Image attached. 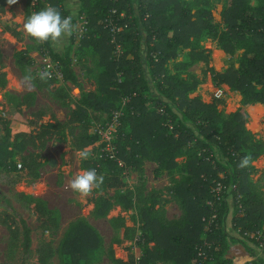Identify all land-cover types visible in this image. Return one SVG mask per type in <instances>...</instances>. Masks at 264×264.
Wrapping results in <instances>:
<instances>
[{
    "label": "trees",
    "instance_id": "obj_1",
    "mask_svg": "<svg viewBox=\"0 0 264 264\" xmlns=\"http://www.w3.org/2000/svg\"><path fill=\"white\" fill-rule=\"evenodd\" d=\"M44 1L56 7L62 17L67 15L60 0ZM79 1L86 12V32L79 39V47L90 46L100 68L95 74V91L82 93L75 100L65 122L33 123L35 130L26 131L10 129V122L3 119V183L20 182L21 172L31 180L38 179L42 165L39 151L51 140L64 142L67 130L73 150L91 147L90 158L82 160L81 165L104 176L101 187L94 190L112 191L109 196L98 195L92 200L95 217L105 216L112 206L131 208L130 198L140 196L143 190L140 181L145 161L155 164L154 176L161 170L168 176L162 190L147 191L136 199L143 203L137 239L140 255L129 253L125 259L116 258L109 245L106 256L110 264H264V205L248 177L253 162L264 153V142L254 139L245 128L247 114L242 109L254 103L264 106V0H225L217 16L208 7L209 0ZM108 16L114 32L106 24ZM10 32L18 38V32ZM206 38L215 40L225 54L241 50L235 67L229 61L221 71L211 70L214 84H223L240 97V107L226 114L217 109V100L205 103L198 96H189L202 79L182 76V71L195 62L207 65L208 54L200 46ZM41 45L58 65L61 80L76 84L68 48L58 54L51 50L49 41ZM117 48L121 52L113 57ZM179 48L188 49L186 60L172 63L171 72L168 64ZM5 82V74L0 71V88ZM32 98L31 93L25 94L21 105L31 106ZM87 110L95 115L104 113L106 119L112 111L120 110L111 141L114 159L98 155L93 145L98 137L89 131ZM95 115L94 121H100ZM34 116L40 118L39 114ZM245 155H250L251 162L240 168L237 165ZM128 169L137 172L140 186L120 190L121 172ZM216 183L223 188L212 207L206 201H212ZM163 193L177 202V218L166 219L163 209L154 208L165 201L159 197ZM15 197L22 207L36 214L43 229H57V210L29 194L18 192ZM0 203L5 209L0 212V225L13 245L29 252L25 222L13 217L7 197L0 195ZM109 221L116 229L124 226L120 216ZM119 242L115 239L112 243ZM101 246L97 231L78 218L67 224L55 248L41 242L35 249V260L37 264H50L56 256L58 264H86L89 253ZM238 247L241 253H232Z\"/></svg>",
    "mask_w": 264,
    "mask_h": 264
},
{
    "label": "rangeland",
    "instance_id": "obj_2",
    "mask_svg": "<svg viewBox=\"0 0 264 264\" xmlns=\"http://www.w3.org/2000/svg\"><path fill=\"white\" fill-rule=\"evenodd\" d=\"M182 1L190 3L192 0ZM0 2H3L2 11H0V71L5 74L6 80L4 87L0 88V136L2 135L1 123L3 119L10 122V129H25L26 131L35 130L33 123L67 121L70 111L74 108L75 100L82 93L95 91V74L100 70L97 66L96 55L91 47H79L78 43L80 37L86 32L85 9L79 0H60V5L67 12L65 17L75 13L73 24L77 27L71 36L62 37L58 45H53L49 40L50 48L55 53L60 54L66 47L68 48L71 69L76 78V84L73 85L62 80L48 82L47 79H40L39 68L46 60L47 62L51 61H49L41 43L29 36L23 29V24L32 13L48 6L45 1L17 0V3L12 5H8L7 0H0ZM224 4L225 0H209L208 7L212 8L214 15L217 16ZM251 4L255 3L251 1ZM110 18V16L106 18V23ZM10 30L18 32V38L13 36ZM70 37L71 42H69ZM200 46L208 54L207 65L199 61L182 71V76L188 74L202 79L189 96H198L205 103L217 100L216 107L224 114L234 111L240 107L238 93L229 90L223 84H214L211 80V73L221 71L229 61H232L235 67L241 50L236 49L232 54H225L219 49L216 41L210 38L202 39ZM187 51V48L177 50L176 58L170 60L168 64L171 72L172 63L186 60ZM120 52V48L114 50L113 57H116ZM203 72L205 75L202 77ZM26 76L31 78L26 80ZM28 93L33 95L32 104L29 107H23L21 105L22 98ZM62 94H65L66 97L58 98ZM242 109L247 114L245 128L254 139L264 142V106L254 103L242 106ZM34 114H39L40 118H36ZM94 115L87 110L86 117L91 121L90 132L93 130L94 124H103L107 120L105 114L101 113L95 115L100 118V121H94ZM67 132L65 130L64 142L51 140L39 151V161L42 165L39 169L38 179L31 180L21 172L23 176L21 181L14 185H8L3 183L0 178V195L9 199L13 217L20 218L25 222L29 229L30 240L29 252L24 253L20 246L13 245V242L9 240L7 230L0 225V264H37L35 260L36 247L41 242H49L55 248L67 224L78 218L84 219L92 226L102 240V246L89 253L86 264H110L106 256L109 245L112 246V253L116 258L125 259L129 253L135 256L140 255L141 248L137 239L141 225L139 208L143 203L136 199L141 198L147 191L162 190L168 184L167 174L161 170L158 176H154L152 172L155 164L145 161L142 163L143 179L140 181L143 190L140 196L130 198L131 208L123 210L119 206H112L105 216L95 217L91 213L92 200L98 195L109 196L112 191L96 192L93 190L92 194L85 197L67 189L68 181L78 172L85 170L81 165L82 159L77 155L79 151L73 150L68 144ZM90 148L87 147V149ZM28 151L31 150L28 149ZM15 160H17L16 157ZM175 176L177 175L175 174ZM248 177L255 183L264 205V153L253 162V169ZM120 181L122 183L120 190L125 187L134 190L140 186V182L137 181V172L129 169L121 172ZM18 192L37 197L43 200L49 209L57 210L59 214L57 229L54 231L43 229L36 214L22 207L16 200L15 194ZM159 197L164 198L165 201L159 206L155 205L154 208L163 209V216L166 219L177 218L180 213L177 202L170 195L164 193L159 194ZM2 211L4 212L5 209L0 203V212ZM116 216L122 217L123 227L116 229L109 221L110 218ZM115 239L120 242L113 244ZM232 251H234L232 253L239 254L242 249L238 247ZM49 262L58 264V258L53 256ZM154 264L169 263L157 261Z\"/></svg>",
    "mask_w": 264,
    "mask_h": 264
},
{
    "label": "clouds",
    "instance_id": "obj_3",
    "mask_svg": "<svg viewBox=\"0 0 264 264\" xmlns=\"http://www.w3.org/2000/svg\"><path fill=\"white\" fill-rule=\"evenodd\" d=\"M8 5L17 3V0H7ZM73 13L67 17H62L60 11L54 6H47L44 9L34 12L23 24L24 31L37 42L43 43L51 40L53 45H58L61 38L71 36L76 30L77 25L73 24ZM41 80L51 77L47 70L39 73ZM26 76L25 79H30ZM82 160H87L91 156L90 149H81L77 153ZM251 162L250 155H245L237 165L240 168L247 167ZM104 182V176L98 175L96 169H87L78 172L68 181L67 189L79 193L81 196H89L94 188L98 189Z\"/></svg>",
    "mask_w": 264,
    "mask_h": 264
},
{
    "label": "built area",
    "instance_id": "obj_4",
    "mask_svg": "<svg viewBox=\"0 0 264 264\" xmlns=\"http://www.w3.org/2000/svg\"><path fill=\"white\" fill-rule=\"evenodd\" d=\"M114 13V10H112ZM121 15V14H120ZM85 20V19H84ZM86 21L84 22L85 25ZM112 32H114V25L112 24V19L110 18L109 22L106 23ZM49 59V58H48ZM51 62H47V60L42 64L39 68L38 73H41L45 70L51 73V77L47 80H61V72L58 65L49 59ZM120 110H114L111 112L110 117L105 120L103 124H94L93 130L91 133L95 134L98 137V140L93 144L97 149L98 155L101 156L103 153L108 159H114V146H112L111 141L114 137V132L118 126V118L120 117ZM118 165L120 162H117ZM222 186L219 183L215 184V187L211 191V195L213 197L212 201H206V204L213 207V204H217L219 200V194L222 190ZM214 210V209H213ZM264 239V238H263Z\"/></svg>",
    "mask_w": 264,
    "mask_h": 264
},
{
    "label": "water",
    "instance_id": "obj_5",
    "mask_svg": "<svg viewBox=\"0 0 264 264\" xmlns=\"http://www.w3.org/2000/svg\"><path fill=\"white\" fill-rule=\"evenodd\" d=\"M51 164H53L52 162H50Z\"/></svg>",
    "mask_w": 264,
    "mask_h": 264
}]
</instances>
